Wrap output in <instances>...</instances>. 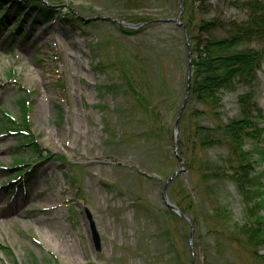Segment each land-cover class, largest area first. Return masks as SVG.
<instances>
[{
  "label": "rangeland",
  "instance_id": "obj_1",
  "mask_svg": "<svg viewBox=\"0 0 264 264\" xmlns=\"http://www.w3.org/2000/svg\"><path fill=\"white\" fill-rule=\"evenodd\" d=\"M60 1L57 10L70 11L81 26L40 16L31 6L26 12L38 23L21 24L27 30L23 40L8 28L0 32V119L3 111L20 116L13 98L22 88L30 101L26 131L46 150L39 156L21 145L20 135L0 131V167L8 170L0 171V264H34L32 257L38 264H255L248 250L216 231L220 205L230 212L231 230L242 221L241 198L230 181L210 195L211 187L202 188L184 164L185 171L169 184L168 196L191 220V242V225L172 216L163 202L165 181L180 169L173 126L185 94L187 53L183 30L172 21L179 0H143L132 7L121 0ZM211 1L226 20L246 17L227 5L235 0ZM124 16L147 17L151 23L125 36L114 24ZM116 58L113 72L110 63ZM108 83L119 86L115 95L100 89ZM246 91L240 87L222 95L223 121L239 116L237 99ZM254 92L264 116V60ZM148 105L156 109L149 119L158 113L168 133L155 128L140 137L148 116L141 108ZM202 108L188 101L179 141L185 128L216 123L213 115L193 116ZM246 149L254 150L253 143ZM227 153L217 146L198 154L222 164ZM254 160L264 184V161ZM17 161L24 163L17 168Z\"/></svg>",
  "mask_w": 264,
  "mask_h": 264
},
{
  "label": "trees",
  "instance_id": "obj_2",
  "mask_svg": "<svg viewBox=\"0 0 264 264\" xmlns=\"http://www.w3.org/2000/svg\"><path fill=\"white\" fill-rule=\"evenodd\" d=\"M121 1L126 7L143 2V0ZM58 3L61 1L0 0V27L12 21L14 25L11 31L14 33L11 35L20 34L24 39L27 30L22 29L21 23L27 18L36 22L35 17L24 12L25 8L28 9L31 6H34L40 16H55L54 18L61 23L81 26L80 18L73 17V13L57 10L55 5ZM227 5L245 12V19L226 20L222 18L211 0H184L182 21L187 27L191 49L189 100L200 103L203 107L202 110L194 111L193 116L196 118L202 115H213L216 123L212 126L196 123L193 127L185 128V137L179 141L178 154L184 157L186 167L203 183L202 188L211 187L210 195L215 192L219 184L226 180L234 185L243 205L242 221L236 223L231 230L230 212L220 205L215 209L217 225L220 226L216 228V231L220 237L233 242L239 248L248 250L254 263L258 264L257 261L264 259V256L260 254V248L264 246V215H261L264 210V184L261 181L263 172L256 173L255 171L254 158L264 161V149L261 146L264 128L262 127L263 112L256 101L254 88L257 85V75L264 60V0H235L227 2ZM118 20L132 24L151 23V19L138 16H124ZM117 21H114V24L125 36L138 32L137 29L123 27ZM253 44H258V47H254ZM117 63L118 58L112 60L111 71H118ZM96 66L101 67V61H98ZM12 78L18 84L17 78ZM130 85L127 86L131 87ZM118 87H115L113 83H108L100 86V89L115 95ZM240 87L247 89L237 99L240 114L236 118L223 121L219 112L222 95L234 92ZM130 92L136 95L132 87ZM138 98L139 94L135 99L138 100ZM13 101L20 116L13 117L8 111H3L0 131L7 135H20L25 140L20 141L22 146L30 147L33 153L42 156L46 150L26 131H29L26 123L29 97L22 94V88H20ZM133 108L136 109V105H133ZM150 108L149 105L141 108L148 115H146L145 129L140 136L142 138L143 136L147 138L149 134L152 135L155 128L168 133V125L156 119L158 113L155 118L150 117L149 119L150 112L156 111ZM169 138H172L170 132ZM247 142L253 143L254 150L250 151L245 148ZM217 146L227 148L228 153L224 164L213 163L198 154ZM252 152H256L258 156L253 157ZM47 155H51V152ZM22 163L24 161H17L15 167L18 168ZM0 171L8 170L0 168ZM188 194L185 193L190 197ZM169 198L174 202L170 193ZM175 204L185 214L186 210L181 203L176 202ZM168 212L179 219L171 210L168 209ZM32 262L38 264L34 257H32Z\"/></svg>",
  "mask_w": 264,
  "mask_h": 264
},
{
  "label": "water",
  "instance_id": "obj_3",
  "mask_svg": "<svg viewBox=\"0 0 264 264\" xmlns=\"http://www.w3.org/2000/svg\"><path fill=\"white\" fill-rule=\"evenodd\" d=\"M183 2H184V0H179V14H178V16L175 19H173L174 22L177 25H179L180 27L183 28L184 35H185V39H186V43H187V49H188V53H187L188 69H187V78H186V91H185V96H184V99H183V103H182L181 107L178 110L177 118H176V121H175V124H174V147H175V150L178 147V132H179L178 126H179L180 118H181L182 112L185 109L186 104H187V101H188V96H189V79H190V75H191V51H190V46H189V43H188V34H187L186 26L181 22L182 15L184 13ZM122 24L124 26H126V27H134V28H137V27L141 26L140 24L139 25H131V24H127V23H122ZM178 159H179V161L181 163V168L179 170L175 171L172 174V176L167 179V181L165 182L164 187H163L162 195H163V199H164L165 204L171 210H173L176 214H178L182 219H184L185 221L189 222V220L181 213V211L179 210V208L177 206H175L174 204H171L169 202V200L167 198V194H166V190H167L168 184L178 174L184 172V168H183V163L184 162H183V160L181 158L178 157ZM91 231H92V237H93L94 244H95L96 248H98L99 247V237H98V234H97V232L95 230V227H94V224L93 223H91Z\"/></svg>",
  "mask_w": 264,
  "mask_h": 264
}]
</instances>
